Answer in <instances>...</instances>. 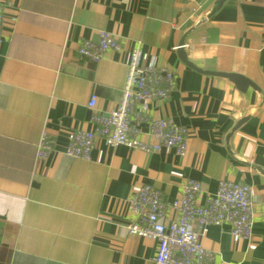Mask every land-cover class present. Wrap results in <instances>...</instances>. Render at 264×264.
<instances>
[{"label":"crops","instance_id":"obj_1","mask_svg":"<svg viewBox=\"0 0 264 264\" xmlns=\"http://www.w3.org/2000/svg\"><path fill=\"white\" fill-rule=\"evenodd\" d=\"M217 1L0 0V264H154L156 241L128 232L130 199L149 184L169 203L187 180L200 184V202L220 181L250 188L251 237L208 225L200 242L215 264H264V0L216 9ZM99 31L120 48L94 62L78 50ZM181 42L196 68L242 76L258 90L187 67ZM135 48L142 65L173 71L174 89L149 103V116L187 129L185 155L98 139L88 160L67 156L72 133L93 130L92 94L95 112L117 108ZM139 131L154 143L147 125ZM45 134L53 149L38 158ZM175 217L168 210L165 225Z\"/></svg>","mask_w":264,"mask_h":264},{"label":"built area","instance_id":"obj_2","mask_svg":"<svg viewBox=\"0 0 264 264\" xmlns=\"http://www.w3.org/2000/svg\"><path fill=\"white\" fill-rule=\"evenodd\" d=\"M3 9L0 6V43L3 31ZM120 48L116 37L105 31L97 33V40L84 41L80 56L97 62L109 50ZM141 49L131 51L121 98L117 108L108 113L95 112L96 94L88 101L92 111V131L77 130L69 138L65 154L71 158L88 160L96 140L109 147L124 146L145 153H156L162 148L184 156L188 132L171 119H151L148 105L162 101L174 89V74L169 68L141 64ZM147 125L154 143L141 140L139 127ZM53 149L52 141L42 135L37 146L38 158ZM201 186L197 181H185L179 196L167 203L154 186L142 185L131 197L130 207L135 221L128 225L132 236L156 241L154 264H215L214 254L200 242V230L208 225H230L233 237L249 239L252 232L250 188L240 183L220 181L216 192L199 201ZM176 217L164 223L168 210Z\"/></svg>","mask_w":264,"mask_h":264},{"label":"water","instance_id":"obj_3","mask_svg":"<svg viewBox=\"0 0 264 264\" xmlns=\"http://www.w3.org/2000/svg\"><path fill=\"white\" fill-rule=\"evenodd\" d=\"M224 1L225 0H218L217 4H216V9L221 7V5L223 4ZM202 22H203V20H202ZM178 47H179V49H178L179 57H180L181 61L183 62V64H185L187 67L192 68L193 70H195L199 73L205 74V75L227 79L240 92H245L248 87L255 89V90L257 89V87L253 83H251L248 79H246L242 76L235 75V74H229V73H218V72L204 71V70H200V69L196 68L193 64H191L190 62L187 61L186 55L183 51L184 43L181 42ZM248 117L249 116H246L243 119H241L237 123V125L235 126V129H237L240 125H242L247 120Z\"/></svg>","mask_w":264,"mask_h":264}]
</instances>
